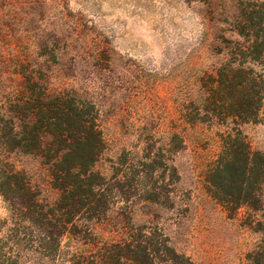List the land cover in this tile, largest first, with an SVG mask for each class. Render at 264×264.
<instances>
[{
	"label": "rangeland",
	"instance_id": "rangeland-1",
	"mask_svg": "<svg viewBox=\"0 0 264 264\" xmlns=\"http://www.w3.org/2000/svg\"><path fill=\"white\" fill-rule=\"evenodd\" d=\"M230 68L264 76V0H0V100L36 95L19 91L29 77L90 111L106 209L88 225L112 244L159 249L149 264H264V114L231 118L236 93L200 91ZM229 139L249 153L245 173L242 156L225 166ZM17 169L42 199H57L38 163ZM33 210L0 195V263L95 254L67 236L52 253L47 208Z\"/></svg>",
	"mask_w": 264,
	"mask_h": 264
},
{
	"label": "trees",
	"instance_id": "trees-1",
	"mask_svg": "<svg viewBox=\"0 0 264 264\" xmlns=\"http://www.w3.org/2000/svg\"><path fill=\"white\" fill-rule=\"evenodd\" d=\"M253 47L249 50L258 46ZM241 71L230 68L232 76L229 77L225 70H218L216 77L206 82L207 85L200 91H209L212 99H216L222 91L236 93L242 99L239 101L241 105L236 106L228 116L248 121L264 114L261 101L264 76L251 77ZM21 85L22 90L19 91L39 92L36 95H12L9 99L1 97L0 195L5 201L21 209L33 208L35 211L38 207L47 208V212L40 216L42 221L51 225L46 237L48 249L52 253L59 252L64 236L82 247L92 244L97 248L95 254L88 259H82L74 253L73 258L67 261L70 264L154 263V254L159 249L150 254L152 250L146 241L133 243L127 240L112 244L94 237L93 229L88 225L102 218L106 209V201L98 193L101 178L92 171L102 139L93 120L87 117L90 111L77 105L74 97H69L70 94L57 88L48 90L43 81H33L27 77ZM243 91H251L252 94H244ZM237 103L234 102L231 106ZM206 104V113H214L216 102ZM213 116L222 118L221 113ZM226 146L225 151L230 153V158L225 160V166L234 168L235 159L242 156L245 160V173L249 156L247 150L239 149L241 144L238 139H229ZM17 159H32L38 163L39 168L47 173L49 188L58 192L56 200L51 202L42 199L41 192L25 180L24 170L17 169V163L20 162ZM39 201H44L45 204ZM82 209H87L90 213L84 220V225L79 223Z\"/></svg>",
	"mask_w": 264,
	"mask_h": 264
}]
</instances>
